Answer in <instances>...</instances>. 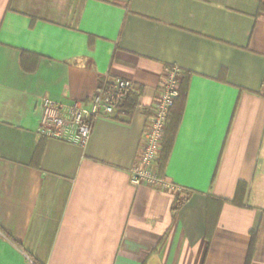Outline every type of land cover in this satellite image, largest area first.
I'll return each mask as SVG.
<instances>
[{
  "label": "crops",
  "instance_id": "crops-1",
  "mask_svg": "<svg viewBox=\"0 0 264 264\" xmlns=\"http://www.w3.org/2000/svg\"><path fill=\"white\" fill-rule=\"evenodd\" d=\"M261 3L0 0V264H264ZM172 65L192 73L162 176L178 190L135 186ZM117 77L140 92L131 116L95 117L85 143L41 126L42 98L88 105Z\"/></svg>",
  "mask_w": 264,
  "mask_h": 264
},
{
  "label": "built area",
  "instance_id": "built-area-1",
  "mask_svg": "<svg viewBox=\"0 0 264 264\" xmlns=\"http://www.w3.org/2000/svg\"><path fill=\"white\" fill-rule=\"evenodd\" d=\"M181 72L177 65L168 67L158 96L149 108L147 124L131 168V183L135 186L149 184L178 190L177 186L159 176L157 162L165 133L167 113L179 95ZM134 86L130 79L117 77L98 86L88 105L74 102L65 106L44 97L41 100L43 109L41 126L49 128L53 135L60 136L72 127L79 135L80 141L85 143L91 134V120L99 115H112L119 100L133 90Z\"/></svg>",
  "mask_w": 264,
  "mask_h": 264
},
{
  "label": "trees",
  "instance_id": "trees-1",
  "mask_svg": "<svg viewBox=\"0 0 264 264\" xmlns=\"http://www.w3.org/2000/svg\"><path fill=\"white\" fill-rule=\"evenodd\" d=\"M260 8H264L263 4L261 3ZM192 73L190 71H183L181 72V79L179 82V95L175 98L174 103L169 107L165 125V133L162 140L161 149L159 151V159L157 162V171L159 176L164 175L165 167L167 165L169 156L173 149V145L175 143V139L177 136V132L179 126L181 124V120L183 117L184 105L188 94V87L189 81L191 78ZM140 97V92H136L134 90L129 91L119 102L116 104L115 109L117 112L123 113L127 116H131L134 109L138 104V100ZM115 112V111H114ZM92 121V120H91ZM47 136L43 135L39 141L38 149H37V157L40 156L42 153V145L43 142L46 140ZM246 184L241 182L238 184L236 196L234 198V202L238 205H242L244 198H245V191H246ZM188 197L179 193L175 197V202L173 204L172 212L173 215H176L179 208L183 205L185 200ZM254 241H255V234H253V240L251 244V250L249 253V259L252 255V251L254 249Z\"/></svg>",
  "mask_w": 264,
  "mask_h": 264
}]
</instances>
